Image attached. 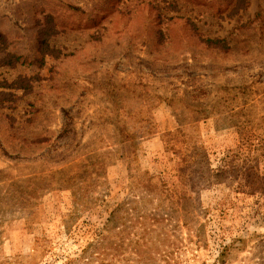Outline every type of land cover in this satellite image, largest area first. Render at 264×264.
<instances>
[{
  "label": "rangeland",
  "instance_id": "obj_1",
  "mask_svg": "<svg viewBox=\"0 0 264 264\" xmlns=\"http://www.w3.org/2000/svg\"><path fill=\"white\" fill-rule=\"evenodd\" d=\"M3 50L0 264H264V0H0Z\"/></svg>",
  "mask_w": 264,
  "mask_h": 264
},
{
  "label": "trees",
  "instance_id": "obj_2",
  "mask_svg": "<svg viewBox=\"0 0 264 264\" xmlns=\"http://www.w3.org/2000/svg\"><path fill=\"white\" fill-rule=\"evenodd\" d=\"M161 17V16H160ZM49 33H47V35H48ZM45 42V41H44ZM44 42H42V43H44ZM207 42H212V43H214V44H222V42L221 41H213V40H208ZM46 44V43H45ZM44 44V45H45ZM45 48H46V46H45ZM22 58V56H20V55H17V54H15V53H12V52H10V53H4V50L2 51V53L0 54V63L1 64H5V65H14L16 62H18L20 59ZM222 257L223 256H225V254L224 253H222V255H221Z\"/></svg>",
  "mask_w": 264,
  "mask_h": 264
}]
</instances>
